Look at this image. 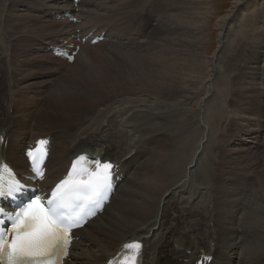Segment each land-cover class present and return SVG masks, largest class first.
Returning a JSON list of instances; mask_svg holds the SVG:
<instances>
[{
	"label": "bare ground",
	"instance_id": "bare-ground-1",
	"mask_svg": "<svg viewBox=\"0 0 264 264\" xmlns=\"http://www.w3.org/2000/svg\"><path fill=\"white\" fill-rule=\"evenodd\" d=\"M149 1L32 0L31 2L10 0L9 10L23 9L27 13H18L16 23H13L9 18L2 20L3 12L0 11V42L2 48L6 49L3 52L0 47V83L3 67L8 61L13 63L15 57L21 59L16 62L15 69L11 67L10 70H14L12 73L23 72V68L30 66L37 70L43 67L39 61L41 57L24 55L29 49L28 53L35 48L44 52L46 48L50 49V55L43 58H49L50 66L47 71L51 72L50 74L55 73L58 69L53 65L59 61L57 53L59 51L66 53L71 48L74 50H71L70 54L76 51L77 44L74 38L77 40L88 38V47L91 49L93 48L91 43L94 40L102 39L96 44L104 45L102 56H111L116 53L132 56L133 60L127 65L130 68L133 65L137 68V63L142 61L137 52L144 45L140 39L148 38L146 31L149 28L147 9ZM244 1L246 0H237L235 9L243 7L242 2ZM200 5L202 4L199 0H173L171 11L162 17L158 34L147 40L148 43L153 39H159L161 46L163 42L167 44L162 60L152 62L150 69L142 62L145 66L142 69L150 72L149 75L144 76L140 71L136 72L137 84L141 85L144 91H151L150 94L138 89L133 81L135 87L131 88V92L125 93L132 97L129 98L128 95L126 98L122 93L126 87L122 83L120 88L116 87L113 83L116 82L113 75H103L99 65L93 62H80L85 55L84 51L78 54V58L76 57L74 66L81 64L83 69L90 67L86 70L93 77L92 82L82 90L83 97L78 100L82 103V107L78 108L77 112L72 110V105L77 99L67 102L64 100L61 105L64 109L61 113L70 114V118L63 122L64 125L71 119L85 121L93 114L96 107L100 108L107 102L110 104L116 101L133 100L135 105H140L138 110L143 112L138 119L146 118L147 122L144 124L147 126H122L119 122L120 126L106 125L107 119L112 124L116 117L118 120L125 117L124 111L121 110L123 108L116 103L114 113L111 110L103 112L102 115L96 113L95 120L92 121L90 117L81 126H60L63 130H60V134H54L52 133L54 131L45 132L41 129L38 126L41 117H34L33 112L29 110L22 112V122L29 124L31 120L36 129L34 135L28 140L24 134L23 129L25 128H21L20 122L17 121L21 117L20 109L23 101V97L20 96L23 91L20 90L19 85L26 78L21 75L22 79L18 80L16 76L11 78L9 75L6 81H2L0 87L6 86L5 91H7L6 106L12 108L9 114L14 123H17L13 126H8L7 123L4 126L2 117L5 114L0 106V161L8 162L18 175H29V164L25 152L35 144L37 139L45 138L51 141V152L46 164L47 178L40 184L41 192L49 187L51 189L57 182L63 180L73 161L80 156L99 160L102 163H112L115 178L122 180L118 183L115 196L105 206L103 213L75 232V241L72 243L70 256L65 264H107L125 248L124 245L133 242L143 245L140 258L143 264H203L205 262L209 264H264V205L255 206L259 195L257 192L246 190L247 185L244 186L248 184L249 187H256L259 194L264 196L263 179L259 183L252 178L259 171L254 169L253 163L249 161V159L256 158L254 154L256 149L264 147L263 139L261 140L263 133L260 134L250 125L243 128L236 126L233 122L228 123L224 128L226 135L220 134V129L214 131L213 127L207 139L202 140L200 128L193 124L194 121L192 120L193 122L189 124L184 122V119L192 112L187 111V108L189 109L190 106V109H193L194 101L199 96L197 80L204 75L205 71L203 60L200 57L202 41L206 40H203L204 27L198 20V16L201 15ZM99 7L96 13L100 19L119 16L132 18L140 9V15H137L136 20H141V29L145 34L142 37L138 33L140 27L128 33V26L114 28L113 23H109V27L99 23L89 26V17L85 15L90 16L93 9ZM31 13L38 16L41 22L49 23L41 27L29 24L27 17ZM182 13H184L182 16L176 17ZM233 13L228 12V16L230 17ZM71 18H77L79 22H71ZM184 18L186 19L180 21ZM223 23L224 21L221 24ZM229 26V23L227 26L225 23L222 26L221 29L225 34ZM4 27H11L14 32L21 31L25 27L24 31L18 32L23 39L14 40V35L11 34L6 36ZM246 32L248 33L247 30ZM225 34L223 42L220 39L223 44L219 54L222 56L238 32L233 33L231 37ZM245 47V54L251 59L253 65L249 71L246 70L248 67L245 63L241 67L243 75L244 73L248 76L255 75L259 71L264 73V45L252 42L247 43ZM126 48L127 50L123 52ZM236 61L237 58L229 61L230 70L233 71L232 67ZM96 71H98L97 75L94 73ZM98 78L101 80L98 83L100 85L96 83ZM221 79L216 72L213 82H221ZM225 80L228 79L225 78ZM44 81L46 83L49 81L47 84L52 83L48 78ZM234 82L232 85L235 84ZM106 83L109 87L112 86L109 91L106 88L102 90ZM219 85L224 87V94L221 97L224 96L225 103L231 105L227 97V92H230L227 89L228 84L223 85L222 81ZM12 86L18 87L21 92L18 93L19 90L12 92ZM31 86L33 83L28 87ZM211 87L207 89L209 93H211ZM54 88L51 95L44 100L46 108L53 104L55 96L62 95L61 92L66 85L64 84L61 90V86L56 84ZM102 91L105 92L101 93ZM99 92L101 94H97ZM239 93L240 90L236 93L237 100H240ZM110 95L115 96L106 98ZM122 96L125 98H121ZM221 97L217 99L218 94L213 91L210 97L204 99L206 108L215 104V108L218 109L216 114H220L219 112L224 110ZM142 98L148 100L147 104H144ZM257 100L254 95L249 96L242 110L247 114L252 110L263 113V106ZM153 120H160V122L151 124ZM28 131L32 132V130ZM25 139L28 140L27 143L24 142ZM201 143L203 149L198 153L196 145ZM224 144L230 147L245 146L247 149L234 151L236 154H233V160L231 158L223 160ZM216 157L218 161L223 160L224 167L217 166ZM260 160H264V150ZM256 163L260 164L258 159ZM242 164H245L241 168L244 174H239L236 170ZM247 173H251L252 176ZM216 193H220L223 198L224 194L229 196V201L225 200L216 206ZM115 206H117L115 208L117 212H112Z\"/></svg>",
	"mask_w": 264,
	"mask_h": 264
},
{
	"label": "rangeland",
	"instance_id": "rangeland-1",
	"mask_svg": "<svg viewBox=\"0 0 264 264\" xmlns=\"http://www.w3.org/2000/svg\"><path fill=\"white\" fill-rule=\"evenodd\" d=\"M9 1L10 0H0V11L3 12L2 20H4L5 18H9L10 21H12L13 23H16V18H17L18 13L19 14H26L27 12H25L23 9L9 10ZM29 1L32 2V0H29ZM98 1L103 2L104 0H98ZM199 2L202 5H200L201 15L198 16V20L200 21V24L204 27L203 40L206 39L205 41H202L201 54H200L201 60H203L202 62H203V67L205 68V71L203 73L204 75L199 77L197 80L198 81L197 87H198L199 96L194 101V105H193L194 108L190 109V106H189V109L187 108V111H190V112L192 111V112L189 114V116L186 119H184V122H186V124H189V123L194 121L193 124H195V126H198V128H200L199 132L201 134L202 140L207 139L208 135L210 134L209 132L211 129H213V127H214V131L220 129L219 130L220 134L226 135V132H225L226 129H224V128H226L228 123L232 124L233 122H235L236 126H240L243 128H244V126L250 125L251 128H256V130H258L260 132V134H261V132L263 133V134H261V136L263 137V138H261V140L263 139L262 142L264 145V131H263L264 130V114H263L264 112L262 113V112L257 111V110L256 111L252 110L250 113L248 112V114H247L244 112V110H242V106L244 105V103H246L248 101V98L251 95H254V97L256 99H258L257 102L262 104L263 109H264V76H263L264 73H263V71H259V73L255 74V75L252 74V75L248 76L246 73H244V75H243V71L241 68L246 63V67H248L246 70L251 71V67L253 65L251 62V59H249L247 54H245L246 50L244 48H246L245 47L246 44L252 43V42H258L259 44L264 45V31H263L264 30V0H252V1L246 0V1L242 2V4L244 3V5L240 9L239 8L235 9L237 0H235V1L234 0H199ZM172 3H173V0H150L147 3L149 28L146 31V34L148 35V38H146V39L143 38V40L140 39V42L143 43L144 45L146 44V46L142 45V47L140 48V51H138L139 48L137 50L135 49L136 51H138L137 53L139 54V59L142 60L141 62L137 63V65H138L137 68H134L135 67L134 65L131 68H130V66L127 65L128 62L131 63V61L133 60L132 56H123L124 54H117V53L113 54L111 56L110 55L102 56L101 54H102V51L104 48V45L102 44V42H101L102 46L92 44L91 46H93V48L91 49L88 47L89 45H88L87 39L77 40L76 38H74L76 40V44L80 45L79 46L80 52L78 54L82 53V51H84V53H85L84 57L80 60V62L83 61V62L88 63L90 61L96 65H99L98 67H99L101 73L102 74L104 73L103 75H106V76H112L113 75V77H114L113 79H115L117 82V83L113 82L116 84V87L120 88L121 83H122V85H124L126 87V89L123 90L122 93L125 94L128 92H131L132 91L131 88L135 87V86H133V81L135 84L138 83V81L135 79V78H137L136 72L140 71V73L144 76L149 75L150 72H146L144 69H142V67L146 66L148 69H150L152 67V62H158L159 60L161 61L163 58V51H164L165 47L167 46V44L163 42L162 46H161V42L159 39H153L152 41H150L148 43H147V40L150 37L154 38L158 34V32L160 30L159 25H160V22L162 20V17L165 14H167L169 11H171ZM99 9H100V7L93 9V13L90 16L87 14L85 15V16L89 17V21H88L89 26H94L96 23H99L100 25H105L106 27H109L110 26L109 23L110 24L113 23L114 28H123L125 26H128V29H129L128 33H131L132 31L136 30V28L140 27L138 29V33H140L142 37L145 34L142 32V29H141V20H139V21L136 20L137 15H140V9H138L136 11V13L134 14V16L132 18H126V16H119V17H113L110 19L98 18V13H96V11ZM228 12H229V14L231 12H234V13L229 17ZM183 14L184 13H182L176 17L178 18V17L182 16ZM29 15L30 16L27 17V21L31 25L36 24L38 27H41V26H44V25L49 23V22H46V24H45V23L41 22V19L38 16L33 15L32 13ZM227 17H228V19H227ZM242 18H244V19H242ZM185 19L186 18L180 19V21L185 20ZM57 20H59V19H57ZM44 21H47V20H44ZM70 21L74 22V23L79 22L77 20V18H71ZM223 21L226 24V26L228 25V23L230 24L229 30L226 32V34L221 29L222 26L224 25V23L221 24ZM242 22H244V23H242ZM219 24H221L222 26L221 25L219 26ZM26 26H28V24H26ZM24 30H25V27L21 31H24ZM243 30H244V32H246V30H247L248 33L246 32V34H245L243 32ZM21 31H15L14 32L11 27H4L5 35L6 36L9 34L14 35V40L15 39H18V40L23 39L20 36L21 34H18V32H21ZM259 31H260V33H259ZM221 32H224V33H221ZM237 32H238V34L234 38L232 44L230 45L229 48H227L225 50L224 56L220 55L219 53L221 51L222 44H223V43L221 44V41L223 42V40H224L223 35L224 34L228 35V36L230 35V37H231L233 35V33H237ZM220 39H221V41H220ZM261 40H263V41H261ZM59 41H61V40H59ZM18 46H20V43H18ZM0 47L2 48L1 42H0ZM2 50H3V52H5L6 49L2 48ZM71 50H73V48H71ZM71 50L68 51L69 54H70ZM125 50H127V48L124 49L123 52ZM227 50H228V52H227ZM28 51L24 55H28L29 57H31V56L34 57L35 55L41 57L39 59L40 63H42V66H43L41 69L37 70V69H34L30 66L28 68H23L24 69L23 72H19V73L16 72V74L12 73V71H14V70H10L11 67L12 68L14 67V69H15L16 62L21 59L20 57H15L16 60L14 58V61H15V63L13 61L14 64L10 63L8 61L6 63V65L3 67V75H2V81H6L7 77L9 75L11 76V78H15V76H16V79H18V80L22 79V77H20L21 75L22 76L24 75L26 78L19 85L21 88L20 90L23 91V93L19 90L18 87L15 88L13 86L11 87V91L15 92V91L19 90L18 93L21 92L20 96H21V98L23 97L22 98L23 101L21 102L22 105H21V109H20L21 117H19V119L17 121L20 122L19 125L21 126V128H25L23 130H24V134L26 135L28 140L34 135L33 133L35 132V129H36V126L33 125L34 123H32L31 120L29 121V124L22 122V119H23L22 112H26L29 110L33 112L34 117H41V119L38 123V126H40L41 129H43L45 132L54 131V132H52L54 134H60V130H63L60 126H81L90 117L92 118V121H93L97 117L95 115L96 113H101V115H102L103 112L109 111V110H111L114 113L115 108H116L115 107L116 103H118V105L123 108L121 110L124 111L125 117L121 120H118L116 117L112 124H111V121L109 119H107L106 125L110 124V125H114V126H120L119 123H121L122 126H147L146 124H144L145 122H147L146 118L142 119V120L138 119L139 116L143 115V112L141 110H138V108H140V105H135V102L133 100L116 101V102L110 103V104L107 102L104 106H102L100 108L96 107L93 114L90 115L85 121L71 119L66 125H64L63 122L65 120H67L68 118H70V114L61 113L64 109V107L61 108V105L63 104L64 100H65V102H67V101L77 99L74 102V104L72 105L73 112H77L78 108L82 107V103L78 100L80 97H83L82 90L84 89V87L92 82L93 75H90L89 71L86 70V69H90V67H86L85 69H83L81 64H80V66L78 65L75 67L74 63L69 64L62 57H60V58L58 57L57 59H59V61L53 65L58 70L55 73L50 74L51 72L47 71V68L50 66L49 58H47V59L43 58V57H47L48 55H50V49L46 48L45 52L40 51L39 49H36V48L34 50L30 51V53H28ZM134 53H136V52H134ZM125 54H131V53H125ZM78 56L79 55H77V58H78ZM218 58H219V60H218ZM234 58H237V61H236L235 65L232 67V69H233V71H232L228 68V65L230 66L229 61L232 59L234 60ZM114 61H116V62H114ZM142 62L144 63L145 66L142 65ZM120 65H122V66H120ZM73 69H74V71H73ZM75 71H76V73H75ZM97 72L98 71H96L94 73L97 75ZM212 72L214 74L216 72H218L220 79L222 78L221 82L223 81V85L228 84L227 89H229L230 92L227 90L228 91L227 97L230 100L231 105H228V103H225V100L223 99L224 96L221 97L222 94H224V87L222 85H219V83L221 84V82H217L218 84L215 81L213 82L214 74ZM233 73L235 75H233ZM72 75H74V76H72ZM80 75H83V76H80ZM227 75H229V77ZM45 78L50 79L52 81V83L47 84L49 81H47V83H46L44 81ZM225 78H227L228 80H225ZM2 81H1V83H2ZM96 81H97L96 82L97 84L99 83V81L101 82V80L99 78ZM62 82H65V83L62 84ZM212 82H213V84H212ZM232 82H234L235 84L232 85ZM1 83H0V85H1ZM32 83H33V86L28 87L29 85H32ZM36 83H37V85H36ZM41 83H42V85H41ZM55 84L61 86L60 90L62 89V86L64 84L66 85V88L61 92L62 95L55 96L53 98L54 99L53 104L50 105L48 108H46V106H45L46 104H45L44 100L47 99L51 95V91L53 89H55L54 88ZM98 85H100V84H98ZM113 86H114V84H113ZM136 87L138 89L142 90L146 94L151 93V91L150 92L144 91L143 87L141 85L137 84ZM210 87H211V93H209V91H207V89H209ZM105 88L107 89V91H109L110 89H112V86L109 87L108 84L106 83L105 86H103L102 90H105ZM5 89H6V86L0 87V106H2V109H3L4 114H5L4 117H2V122H3L4 126H6L7 123H8V126H13V125H16L17 122L14 123L13 118L9 114V112L12 110V108L10 106H8V107L6 106L7 105V91H5ZM218 89L223 91V92H221V91L219 92ZM239 90H240V93H239L240 94V98H239L240 100H237L236 99L237 98L236 93ZM213 91H215L218 94L217 99H219L220 97L223 99V105H224L223 109L224 110L219 112L220 114H216V112H218V109L215 108V106H214L215 104L211 105L212 108H211V106H210V108H208L209 106L206 108V106H205L206 104H204L205 100L208 98V96L210 97V95L213 93ZM231 91H232V93H231ZM103 92H105V91H102L101 93H103ZM101 93L99 92L97 94H101ZM120 93H118V94H120ZM261 94H263V95H261ZM113 96H115V95H110L106 98H110ZM124 96L126 98L132 97L130 94H127V95L125 94ZM124 96H122L121 98H125ZM259 96H260V98H259ZM228 99H227V101L229 102ZM142 100H143L144 104H147L148 100L146 98H142ZM226 104H227V106H226ZM157 122H160V120H153L151 122V124H154ZM21 123H23V125H21ZM46 126H50V127H46ZM215 126H217L218 128ZM228 126H230V125H228ZM219 127H221V128H219ZM223 129H224V132H223ZM28 130H32V132H29ZM203 130H205L204 133H203ZM40 135L42 136V134H40ZM48 136H50V135H48ZM34 137H36V136H34ZM28 140L25 139L24 142L27 143ZM196 146L198 148V153L201 152L203 149V144L201 143V144H198ZM224 147H225V149H224L223 153H225V154L222 157L223 160H227V158H231V160H233L232 159L234 157L233 154H236V153H234V151H237V150L241 151V150L247 149L245 146H231L230 147L226 144H224ZM263 150H264V147L261 149L260 148L256 149L254 152L256 158L249 159V161L251 163H253L254 169H257L259 171V172L255 173V175H254L255 177L254 176L252 177V178H254V180L258 181L259 183L261 182L262 179H263L262 182H264V176H263L264 160H260L261 159V153ZM154 152H157V151L154 150ZM241 153H244V152H241ZM215 156H217V154H215ZM216 159H217V161H216L217 166L218 167H224L223 166V164H224L223 160L218 161L217 157H216ZM256 159H258L260 164L256 163ZM244 165L245 164H242L241 166H239V168H238V170H236V172L239 174H244V172H242V169H241ZM142 169L145 170L144 168H142ZM141 172H144V171H141ZM129 174H128V176H129ZM248 175L252 176L251 173H249ZM244 186L247 187L246 190L249 189L252 192H257V194L259 195V197L256 200L257 204L255 203V206H257V205L259 206V204L264 205V196L259 194L256 187L255 188L249 187L248 184H244ZM220 193H216V197H215V205L216 206L220 205L225 200L229 201V199H228L229 196L224 194V198H223L220 195ZM116 207L117 206L113 207L111 211L117 212V209L115 210Z\"/></svg>",
	"mask_w": 264,
	"mask_h": 264
},
{
	"label": "snow or ice",
	"instance_id": "snow-or-ice-1",
	"mask_svg": "<svg viewBox=\"0 0 264 264\" xmlns=\"http://www.w3.org/2000/svg\"><path fill=\"white\" fill-rule=\"evenodd\" d=\"M28 156L36 163L32 152ZM81 162L87 164L88 160L77 158L72 169L75 175L61 181L47 203L36 196L14 214L0 208V264H61L68 253L72 229L81 226L71 213L80 207L81 201L101 196L110 183V163L101 165L96 161L77 173ZM22 191L19 186L5 191L0 181V198ZM124 247L138 253L141 245L133 242ZM123 264H136V256Z\"/></svg>",
	"mask_w": 264,
	"mask_h": 264
}]
</instances>
